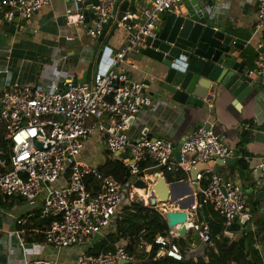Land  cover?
<instances>
[{"label": "built area", "instance_id": "1", "mask_svg": "<svg viewBox=\"0 0 264 264\" xmlns=\"http://www.w3.org/2000/svg\"><path fill=\"white\" fill-rule=\"evenodd\" d=\"M55 1L0 0V30L14 24L20 31L22 22L32 21L40 10ZM118 1L123 0H99V4L90 9L94 17L88 22L89 15L79 7L86 0H74L76 11L66 13L67 25L83 26L88 38L98 39L104 26L114 18V5ZM181 1L139 0L141 9L129 11L123 18L128 22L121 25L127 33L126 45L116 51L115 58H106L90 83H78L66 76L69 71L63 69L57 81L40 80L35 84L15 86L9 65L11 52L6 54L5 64H0V75L4 80L0 95V125L5 131V146L0 148V253L7 240L9 256H21V264H130L138 257L146 260L157 246V259L197 262L206 259L213 247L202 208H213L225 220L224 227L239 219L250 220L242 187L210 169L198 174L197 202L187 209V228L189 233L196 235L198 244L193 242L181 247L177 243L181 238L176 230L157 235L152 242H146L142 232L135 254L127 251V240L117 243L114 253L93 255L91 252L101 241L116 234L126 207L140 204L138 196L134 201L130 193L137 189L133 185L138 180L149 186L147 174L150 169L143 171L142 164L163 168L159 176H165V172L177 168L190 174V170L200 164L240 158L238 150L228 146L217 134L212 102L207 103L202 124L183 141L180 162L174 156L175 147L170 140L145 138L133 141L129 136L136 118L151 105L152 98L148 86L130 80L123 67H135L128 64L129 56L140 54L146 41L157 36L156 29L162 17L174 11ZM221 1L210 0L212 7ZM252 2L257 28L264 31V0ZM213 10L215 20L217 11ZM67 60L65 56L63 62ZM247 78L251 80L252 88H257L259 81L264 80V40L257 46L256 62L247 71ZM244 128L251 130L252 127L246 124ZM96 136L101 138L104 153L119 158L129 168L131 175L127 181L106 177L99 170L102 164L91 165L83 159L87 142ZM125 153H128V159L121 157ZM263 167L260 165L257 171ZM20 203L33 209L26 216H16L11 211ZM11 205L13 210L8 208ZM37 212L41 220L52 223L43 242H28L29 219ZM45 250H49L51 258H34ZM64 250H73L66 262L59 259ZM259 251L264 256L260 247ZM52 256L55 257L52 259Z\"/></svg>", "mask_w": 264, "mask_h": 264}, {"label": "crops", "instance_id": "2", "mask_svg": "<svg viewBox=\"0 0 264 264\" xmlns=\"http://www.w3.org/2000/svg\"><path fill=\"white\" fill-rule=\"evenodd\" d=\"M141 6L142 4L137 2L136 5H132L130 11H138ZM212 8L217 11L216 24L225 28L229 35L236 38V41L244 46L243 51H234L238 57V62L245 63L246 71L250 70L256 62L257 46L264 40V31L259 30L256 25L255 6L252 0H223L216 3ZM82 9L86 14L90 12L88 7H82ZM75 11L74 0H57L52 5L40 10L32 21L27 22L25 32H22L21 29L15 33H10V27L0 30V64H5L6 54L11 52L9 65L15 86L55 79L54 75L57 74H53L52 67H49L50 58L53 50L64 43L69 47L65 55L68 60L64 63V70L69 72L65 75L74 78L78 83H87L88 71L91 69L90 80L92 81L94 73L98 71L95 62L92 64V58L100 36L98 39L92 40L87 37L86 28L83 26L69 27L65 15L67 12ZM174 11L178 12V9L175 8ZM27 24L30 26L26 27ZM112 29L113 25L104 40L100 42L97 54L102 50L117 51L126 45L127 33L122 27L108 39ZM68 38H72V40L68 41ZM128 64L135 66L134 68L132 66L123 67L130 80L143 82L147 86V83H150L147 91L162 95L159 100L151 97V105L140 112L128 132L129 136L133 141L145 138H165L178 147L191 131L202 124L207 103L205 102L203 108H199L181 105L169 99V96L158 87L156 77L158 76L159 65L142 54L130 55ZM3 81V76L0 75V95L4 89ZM212 97L216 132L228 146L238 150L240 158L236 159L235 165L221 166L217 172H215V163L208 162L205 167L224 178L232 180L231 177L234 176L241 183L249 211H251L252 205L259 203V206H262L260 213L264 216V194L260 192L261 188L264 189V167L259 169V172L257 171L260 165H264V80H260L257 88L241 103H237L234 96L222 86L218 87ZM246 124L251 125V130L244 128ZM94 142L96 141L93 139L87 142L83 158L88 156L87 150L90 152L96 147ZM102 148L104 150L103 144L99 149ZM239 160L246 162L249 166L248 170L242 172L238 169ZM149 169L150 172H154L155 168L151 165ZM150 172L147 175L155 174ZM183 181L190 183V174L189 179ZM168 185L172 188V194H170L171 198L167 204L158 205L162 212L185 211L197 202L195 193H185L188 191V185L179 184L174 187ZM189 187L192 188L190 184ZM22 204L26 205L20 203L14 210L13 205L8 206V208L15 211L16 216H23L29 211H22ZM181 205L188 208L180 209ZM236 222L242 223V220L239 219ZM188 234L184 238H187ZM238 236L239 233H236L231 239ZM4 241L0 253V264H21V256H9V245L6 243L7 240ZM190 242L193 243L194 239H191ZM260 249L264 254V248L260 247ZM34 258L49 259L51 253L49 250H45L41 256L37 255Z\"/></svg>", "mask_w": 264, "mask_h": 264}, {"label": "water", "instance_id": "3", "mask_svg": "<svg viewBox=\"0 0 264 264\" xmlns=\"http://www.w3.org/2000/svg\"><path fill=\"white\" fill-rule=\"evenodd\" d=\"M139 0L118 1L114 5L113 15L108 24L104 26L103 32L99 37V42L93 52L92 64L95 62L99 70L106 58H115L116 51L109 49L102 50L97 54V49L107 35L110 27L113 29L108 39L121 27L127 24L123 21L125 14L129 12L132 5H136ZM99 0H86L79 7H88L91 9L97 6ZM177 11L169 12L164 16L162 24L156 29L157 36L154 39H148L145 47L140 50V54L149 58L159 65L158 87L169 96L173 102L203 108L205 102L213 101V94L219 86L225 88L232 94L237 103H241L256 88L250 86V79L247 78L246 64L238 62V57L234 50H244V46L236 41V38L229 35L225 28L219 27L212 18L214 10L210 0L203 4L196 0H182L177 5ZM87 21L94 17L92 12ZM117 16V18H116ZM116 22L114 24V19ZM25 22L21 23L22 32H25ZM17 31L16 26H10V33ZM110 63V62H109ZM97 72L94 73V76ZM91 69L88 71L87 83H90ZM148 86L150 83H147ZM151 97L155 100L161 99L162 95L151 92ZM181 143L175 147L174 156L178 162L181 161ZM120 154H117L119 157ZM123 159H128V153L122 154ZM132 164L133 162L130 161ZM235 159H226L215 163V172L224 165H235ZM206 164L197 165L190 170V183L188 181L176 182L170 184L171 187L179 184L188 185L186 194L199 192L197 176L201 172L208 171ZM157 175L156 183L153 185V191L159 201L152 200L150 206L158 207V203L167 204L170 201V187L165 176ZM256 180H259V178ZM189 184L192 186L189 187ZM134 188L148 189V184L143 180H138ZM264 194V189H260ZM195 195V194H194ZM190 207V206H189ZM202 216L205 223L208 224L211 240L215 237L233 238L236 233L241 232L242 223L234 222L229 227L214 224L208 216L206 208H202ZM165 219L170 230H176L182 239L189 233L187 228L188 215L186 211L165 212ZM181 227V228H179ZM129 264V262H123Z\"/></svg>", "mask_w": 264, "mask_h": 264}, {"label": "trees", "instance_id": "4", "mask_svg": "<svg viewBox=\"0 0 264 264\" xmlns=\"http://www.w3.org/2000/svg\"><path fill=\"white\" fill-rule=\"evenodd\" d=\"M5 131L0 125V148L4 147L3 136ZM151 164H142L143 171L148 169ZM238 169L242 172L248 170L249 166L244 160L238 161ZM99 170L106 176L111 177L119 182L128 180L131 172L123 162L116 157L107 155L106 161L99 166ZM164 169H159L155 172L159 173ZM165 178L168 184L176 183L189 179V173L181 168H177L173 172H165ZM150 175V174H149ZM148 175V183L155 181L154 175ZM152 182V183H153ZM151 183V184H152ZM262 206L259 203L251 206V218L243 225V229L239 232V236L235 239L229 237H215L212 240L213 247L206 255V259L201 258L197 262H177L169 258H156L157 246H154L153 251L146 260L142 257L134 259L130 264H264V256H261L259 247L264 248V216L260 213ZM208 216L214 224L223 226L225 220L211 207L206 208ZM27 214L23 215L26 216ZM30 224L27 226L28 233L26 239L28 242H43L44 234L48 226L52 223L51 220H41L39 212L34 214L30 219ZM1 224V223H0ZM254 227V230H252ZM170 229L162 212L157 207L143 206L142 203H133L131 206L124 209L123 218L118 225L116 234L107 237L101 241L93 249V255L100 253H114L116 244L121 240H127V251L135 254V247L138 244L139 236L146 242H152L157 235H167ZM184 239H178L177 243L185 248L190 244L191 239H195L196 235L193 232Z\"/></svg>", "mask_w": 264, "mask_h": 264}, {"label": "rangeland", "instance_id": "5", "mask_svg": "<svg viewBox=\"0 0 264 264\" xmlns=\"http://www.w3.org/2000/svg\"><path fill=\"white\" fill-rule=\"evenodd\" d=\"M201 4H203L204 3V0H198ZM30 26V24H27V26L26 27H29ZM66 49V50H65ZM68 49H69V47H67L66 46V44L64 43V44H62L60 47H58V48H55L54 50H53V54L51 55V58H50V64H49V67H52V69H53V74L54 73H56L57 75H54V80L53 81H57V77L56 76H58L59 75V73L63 70V69H65V67H64V56L66 55V53H67V51H68ZM72 76V75H71ZM48 82H50V79H49V81ZM99 139H101L99 136H96L95 138H93V140H95L96 142H94L95 143V145H96V147H94L90 152H88V150H87V153H88V156H86V157H84L83 159L86 161V162H88L89 164H91V165H98V164H101V163H104L105 161H106V158H107V154L106 153H104V150H103V148L102 149H99L100 148V146H101V144H103V143H101V140H99ZM158 169H162V168H155L153 171L155 172V171H157ZM154 175V174H153ZM150 176V175H149ZM154 177H155V175H154ZM232 178V180L234 181V182H236L237 181V184H239L240 186H241V183L238 181V180H236V178L234 177V176H232L231 177ZM153 181L151 180L150 181V184H149V186H148V188H150V187H153V185H154V183H155V181L152 183ZM152 183V184H151ZM242 187V186H241ZM141 193H143L142 191H140ZM144 194V193H143ZM150 194V192H148V191H146V194H144V195H146V196H148ZM130 196H131V198L133 199V200H136V199H134L135 198V196L136 195H131L130 194ZM140 198H141V196H140ZM137 199H138V197H137ZM142 200H143V202L145 203V204H147L146 202H145V200H144V198H141ZM138 201V200H137ZM143 204V203H142ZM145 204L143 205V206H145ZM23 205V204H22ZM148 207H151V206H148ZM3 208L4 209H6V207L5 206H3ZM186 208H188L187 206H183V205H181L180 206V209H186ZM33 208L32 207H29L28 205H23V207H22V211L23 210H25V212H27V211H31ZM160 211H162L160 208H158ZM13 213H16V212H14L13 211ZM18 214V213H17ZM164 216H165V214H164ZM194 243L195 244H198V239H197V237L194 239ZM72 251L73 250H64L62 253H61V255L59 256V259L62 261V262H66L67 260H68V258L71 256V253H72ZM55 256H52V259L54 258ZM72 258H74V256L72 257Z\"/></svg>", "mask_w": 264, "mask_h": 264}, {"label": "bare ground", "instance_id": "6", "mask_svg": "<svg viewBox=\"0 0 264 264\" xmlns=\"http://www.w3.org/2000/svg\"><path fill=\"white\" fill-rule=\"evenodd\" d=\"M157 177L158 176L155 175V177H154L155 181L157 180ZM140 191H142L144 194H146V191H148V192H150V194L148 196H146L143 193H141ZM170 192H171L170 194H172V188H170ZM130 194L138 196V199H137L138 201L137 202L138 203H143V205L145 203L143 202V200L141 198H144L145 202L147 203V204H145V206H149L152 203L151 201L153 199L156 200L157 202L159 201L158 197L155 195V193L153 191V187H150L148 189H140V188L133 189V190H131ZM140 196H141V198H140ZM170 198H171V195H170ZM134 201H136V200H134ZM179 211H181V210H179ZM185 211H187V210H185Z\"/></svg>", "mask_w": 264, "mask_h": 264}]
</instances>
